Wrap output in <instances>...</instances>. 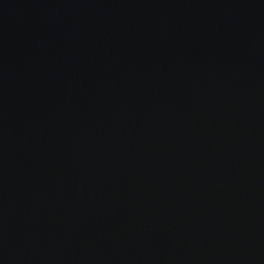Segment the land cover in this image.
I'll use <instances>...</instances> for the list:
<instances>
[{
  "label": "water",
  "instance_id": "95a60500",
  "mask_svg": "<svg viewBox=\"0 0 264 264\" xmlns=\"http://www.w3.org/2000/svg\"><path fill=\"white\" fill-rule=\"evenodd\" d=\"M0 264H264V0H0Z\"/></svg>",
  "mask_w": 264,
  "mask_h": 264
}]
</instances>
